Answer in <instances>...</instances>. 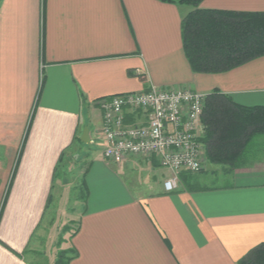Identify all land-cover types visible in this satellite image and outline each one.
<instances>
[{
  "label": "crops",
  "instance_id": "0c3cea01",
  "mask_svg": "<svg viewBox=\"0 0 264 264\" xmlns=\"http://www.w3.org/2000/svg\"><path fill=\"white\" fill-rule=\"evenodd\" d=\"M200 6L264 11V0ZM190 9L160 0H0V264H31L28 254L54 247L78 206L70 264H239L264 242V134L235 168L205 150L203 169L173 191L158 156L103 154L97 102L105 97L156 85L264 105V55L224 72L192 70L181 30Z\"/></svg>",
  "mask_w": 264,
  "mask_h": 264
},
{
  "label": "trees",
  "instance_id": "16d2710c",
  "mask_svg": "<svg viewBox=\"0 0 264 264\" xmlns=\"http://www.w3.org/2000/svg\"><path fill=\"white\" fill-rule=\"evenodd\" d=\"M190 6L181 22L185 55L193 71L218 73L231 70L264 55V11L202 8L203 0H160ZM205 145L211 162L235 168L249 155L256 137L264 134V105L246 106L215 89L206 94L201 116ZM203 169V168H202ZM201 171V170H200ZM197 172L182 171L188 185ZM60 240V238H59ZM62 250L55 264H70ZM239 264H264V242L252 248Z\"/></svg>",
  "mask_w": 264,
  "mask_h": 264
},
{
  "label": "built area",
  "instance_id": "2783aa9c",
  "mask_svg": "<svg viewBox=\"0 0 264 264\" xmlns=\"http://www.w3.org/2000/svg\"><path fill=\"white\" fill-rule=\"evenodd\" d=\"M206 93L192 88L159 87L116 94L98 100L102 111L100 133L105 140L104 157L122 161L126 156L156 155L172 175L164 186L173 191L182 171L203 168L205 145L201 116ZM141 120L127 119L129 114Z\"/></svg>",
  "mask_w": 264,
  "mask_h": 264
},
{
  "label": "rangeland",
  "instance_id": "374dc122",
  "mask_svg": "<svg viewBox=\"0 0 264 264\" xmlns=\"http://www.w3.org/2000/svg\"><path fill=\"white\" fill-rule=\"evenodd\" d=\"M100 148H102V144H98ZM81 187L76 188L72 192V201L74 202V199L76 201L80 200L81 194ZM67 196V195H66ZM72 202V206H74ZM79 206L72 212V220L69 221L66 224H63L60 228V234L58 238H60L59 241L55 244L53 247H49L48 249L41 248V252L38 251L39 253L37 254H28V259L31 261V264H55L56 259L58 258L59 253L62 250L66 249V258H69L72 256V251L70 248L72 245L70 244L69 240V235L75 229L76 225L78 224V219H79ZM68 214V213H66ZM69 215V214H68ZM50 244V243H49ZM52 244V243H51Z\"/></svg>",
  "mask_w": 264,
  "mask_h": 264
},
{
  "label": "water",
  "instance_id": "95a60500",
  "mask_svg": "<svg viewBox=\"0 0 264 264\" xmlns=\"http://www.w3.org/2000/svg\"><path fill=\"white\" fill-rule=\"evenodd\" d=\"M82 140L85 142H90V135H89V129L88 128H85Z\"/></svg>",
  "mask_w": 264,
  "mask_h": 264
}]
</instances>
